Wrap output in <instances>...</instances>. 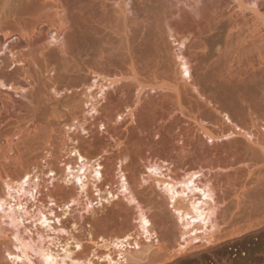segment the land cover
I'll return each instance as SVG.
<instances>
[{
	"label": "rangeland",
	"instance_id": "obj_1",
	"mask_svg": "<svg viewBox=\"0 0 264 264\" xmlns=\"http://www.w3.org/2000/svg\"><path fill=\"white\" fill-rule=\"evenodd\" d=\"M54 1L63 10V38L43 50L33 44L25 65L28 78L13 72L24 66L11 63L17 53L11 56L10 49L19 40H6L0 50V75L17 88L0 87V102L5 96L13 100L0 106V197L6 203L0 216L10 205L15 214L14 225L0 218V264H11L5 252H15L12 232L41 236L42 247L58 254L66 242L78 241L83 256L101 239L133 233L134 206L115 192L118 167L158 239L147 256L142 238L141 249L127 248L134 255L130 264H264V0H243V8L235 0ZM43 4L28 2L23 15L13 19L22 22L8 31L20 25L28 31L32 21L52 19ZM175 52L188 63L186 83ZM91 68L118 77L134 69L146 87L136 98L134 82L122 79L104 90V101L96 88L87 99L83 88L93 77ZM157 83L163 86L149 87ZM87 100L100 103L97 114L86 113ZM129 110L132 117L116 121ZM226 118L250 131L255 144L237 136L209 145L198 123L218 134L220 124L230 125L223 123ZM71 146L87 160H98L100 183L91 178L89 166L77 171ZM163 162L174 178L201 170L219 190L212 245L199 243L184 253L171 248L178 226L154 187L159 175L146 170ZM66 163L75 167L69 176ZM24 173L31 182L22 191L3 185ZM67 195L75 202L63 215Z\"/></svg>",
	"mask_w": 264,
	"mask_h": 264
},
{
	"label": "bare ground",
	"instance_id": "obj_2",
	"mask_svg": "<svg viewBox=\"0 0 264 264\" xmlns=\"http://www.w3.org/2000/svg\"><path fill=\"white\" fill-rule=\"evenodd\" d=\"M30 1L32 2L33 0H0V50L4 48L6 40H19V43L12 46L10 49L11 56H14L15 53H17L15 59H13L11 63L17 65L24 63V66L22 67L14 68L13 72H21V74L25 75V78H28L25 65L29 62L28 57L33 44L39 43V48L43 50L45 45H54L56 42H59L63 38L62 35L66 29V24L61 15L63 10L60 5H58L54 0H40L44 3L43 5L48 6L52 10L53 18L32 21L31 24L29 23L30 25L28 24L30 26L28 31H21L20 25L12 32H9L8 28L11 26H18L19 23L22 22H18L19 18L18 20L13 19L24 10L25 6L28 7V2ZM235 1L237 2L238 7L243 8L245 6L243 0ZM254 12V14L257 15V11ZM22 13L21 15H23ZM18 17H20V15ZM177 45H183V42H177ZM110 47H112V45ZM118 47H120V45H118ZM118 47L114 49L117 50L119 49ZM22 49H27V51L22 52ZM172 58L177 61L180 79L186 83L190 78L186 59L176 52L172 53ZM91 69L92 70H89V73L92 74L93 77L90 80V83L83 88V95L87 99L92 88H96L98 90L97 93L101 97L102 101H104V90L108 86H112L122 79L131 78L134 82V88L138 90L136 98H138L140 90L146 87L138 80V75L134 69L122 73L119 77L115 75L105 76L102 75L101 72H98L95 68ZM4 80L5 77L0 75L1 88L9 90L17 89L11 84L4 83ZM162 86L163 83H157V85L155 84L149 87L153 89L160 88ZM22 89L23 88H21V90ZM58 93L59 92L54 91V94L57 95ZM4 100L5 102H0V106L3 109L7 108V105L9 106V104H13V100L10 96H5ZM88 102L89 100L85 101V105H88ZM99 104L100 103L92 104L90 102L86 113L89 116L94 113L97 114V107ZM126 116L132 117V112L129 110L127 113L117 115L116 121L123 120ZM73 120H76V118H73ZM214 121L215 124L218 123L217 119H214ZM224 122L225 124L228 123L230 125L220 124L221 128L218 134L212 133L197 122L204 133L206 142L209 145L228 141L237 136H242L247 142L255 144L252 134L250 131L245 130L241 123H233L227 118L223 120V123ZM79 126L82 132H84L85 130L81 128L82 125ZM68 129H70V127H68ZM261 137L264 139L263 134ZM259 144L261 143L258 141V145ZM68 154L75 157V163L78 164L77 171L83 170L89 166L91 169V178L94 182L100 183L103 180L101 173L102 167L98 160H87L75 146H71L68 150ZM167 165L168 164L164 162L161 165L153 164L147 166L146 170L149 174L154 173L159 175V179L152 180L154 182V187L161 192L162 196H164L167 206L171 209L175 222L178 226V235L173 237V241L175 243L171 245V248L176 253H184L199 243L212 245L219 209V190L214 186L213 180L206 174H203L201 170L186 172L178 178H174L168 173L169 167H167ZM65 167V176L71 175L75 168L70 163H66ZM116 171L117 181L115 192L116 194L122 195L125 202L128 205H133L135 209V216L133 219L135 231L133 233L125 235L121 238H113L109 241L101 239L103 242L102 244L94 243L95 248L87 256H83L82 246L78 241H72V243L66 242L62 246L61 254H58L42 247L41 236H37L36 238L27 236V238H25L24 236L19 235L18 232H12L9 234V239L15 248V252H10L9 250H6L5 252L8 259H10L11 264H94L93 260L105 262V264H130L129 262L131 259H134V255H131L130 253H132V251H129L127 248L130 249V247H133V249H141L142 246H139L138 242L140 238L144 239L146 244L143 246L142 254L145 256L150 254L155 243L158 244L157 234L153 229V225L149 219L147 211L141 208L138 204L127 181L125 173L119 169V167ZM163 171H165V173H163ZM48 173L52 178L56 176L52 170H48ZM30 182V174L24 173L18 181L13 182L12 184L4 181L3 185L7 189L19 192L23 190L24 185H30ZM33 189H35V187H33ZM107 194H111V197L113 198V194L111 192H107ZM67 198L68 202L61 207L63 215L67 214L69 206L75 202L71 195H67ZM109 202L110 201H108V203ZM4 204L6 203H4L3 199L0 197V207ZM3 216L7 217L8 224L14 225L15 214L13 213L11 205L6 209V213L1 215L0 218ZM39 219H44V216H40ZM56 222L58 224L60 223L59 218L57 217ZM100 248H102L104 252L98 255L96 251ZM134 253L136 254L138 252L135 251ZM32 257H36L37 261H33ZM133 263H136V261H133Z\"/></svg>",
	"mask_w": 264,
	"mask_h": 264
}]
</instances>
